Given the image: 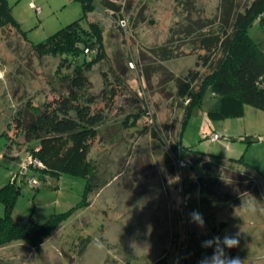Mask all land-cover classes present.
<instances>
[{
  "label": "rangeland",
  "instance_id": "obj_1",
  "mask_svg": "<svg viewBox=\"0 0 264 264\" xmlns=\"http://www.w3.org/2000/svg\"><path fill=\"white\" fill-rule=\"evenodd\" d=\"M7 1L25 37L15 29H0V187L7 183L20 185L11 212L19 222L31 216L41 224L51 214L70 213L37 250L19 240L0 247V264H177L184 241L190 246L187 264H193L200 252L213 249L202 247L203 241L226 234L239 239L237 247L225 248L228 256H238L244 264L264 261L245 260L247 253H264V110L246 104L239 116L211 119L207 111L218 109L220 99L207 93L201 104L192 105L181 127L182 109L174 107L172 101L176 93L174 83H161L163 76L158 72L146 79L142 71L144 64L155 61L148 55L149 48L165 44L171 29L175 27L176 31V22H187L181 3L116 0L127 21L123 28L116 23L118 14L114 16L105 10L100 0L94 1L95 10L87 17L102 29L105 56L86 71L87 92L96 96L99 103L102 88L109 90L115 84L120 92L89 152V160L95 163L100 176V187L87 196L90 205L81 208L84 177L62 173L58 178L50 176L40 188L33 187L21 175L25 151L6 148L8 137L18 143L22 140L11 126L14 113L25 108L27 102L39 105L65 93L72 65L59 55L38 58L30 46L77 19L81 5L74 0ZM194 4V20L213 19L218 13L219 0H194ZM34 6L40 10L36 11ZM247 32L264 51V23L253 22ZM181 45V56L164 62L177 75L195 67L197 53L202 52L189 41ZM117 77H122L124 83L116 85ZM134 116L137 118L132 123H125V119L131 122ZM206 120L211 124L207 134L217 133L218 140L205 137L202 128ZM152 128L161 135L169 133L172 139L179 130L181 144L185 146L222 159L242 156L248 164L230 166L224 162L226 169H230L218 175L219 189L233 196L242 191L233 180L239 176L235 171L248 174L256 184L239 198V207L231 212V224L226 230L218 229V220L224 219V210L228 213V209H220L212 219L214 213H210L222 204H196L194 188L187 192L194 207L189 206V215L181 216L184 208L180 177L165 169L164 146L159 137L151 135ZM258 135L262 139L253 141ZM250 203L255 206L254 212L249 211ZM194 210L203 215V228L191 221L190 213ZM3 211L0 201V214ZM88 236L89 242L80 252Z\"/></svg>",
  "mask_w": 264,
  "mask_h": 264
},
{
  "label": "trees",
  "instance_id": "obj_2",
  "mask_svg": "<svg viewBox=\"0 0 264 264\" xmlns=\"http://www.w3.org/2000/svg\"><path fill=\"white\" fill-rule=\"evenodd\" d=\"M74 1L81 5V15L43 41L30 46L31 52L38 58L44 55H59L63 61L72 65L73 73L66 77L68 83L65 93H60L39 105L27 102L25 108L14 113L11 126L22 140L18 143L10 136L6 148H20L26 155H31L41 163V166L28 164L21 174L24 175V181L25 177L27 181L30 177L40 182V185L33 187L40 188L50 176L58 178L62 173L84 177L86 185L80 207L85 208L90 205L87 196L97 191L101 183L95 163L89 160L91 143L98 134V128L106 121L108 111L113 109L114 98L120 91L115 84L109 90L102 88L98 95L102 100L100 103L96 96L87 92L89 81L85 73L105 56L102 29L87 17L95 10V0ZM177 1L185 10L184 19L187 22H176L177 29H171L165 44L149 48L148 55L156 62L152 60L153 62L144 64L142 71L146 79L158 72L163 76L161 83H174L176 93L172 101L174 107L182 109L181 127L186 122L192 105L201 104L207 93L220 99L218 109L207 111V116L211 119L239 116L243 114L246 104L264 110V51L247 32L253 22L264 23V0H250L244 5H241L239 0H219L218 13L209 20L191 18L192 9H196L194 0ZM7 2L0 0V29H15L21 31L25 37ZM100 4L114 16L119 15L117 22L126 19L121 15L116 0H100ZM196 11L199 12V9ZM84 20L86 24H83ZM184 41H189L193 48L202 52L197 53L195 67L177 75L168 70L164 62L181 56V44ZM117 78L116 85L124 83L122 77ZM136 118L137 116H134L131 122L126 119L124 121L129 124ZM149 131L163 143L165 169L169 174L176 173L180 177L182 193L187 195L186 204H182L185 216L189 215V206L194 207L190 201L191 194L188 196L187 193L190 192L189 188L196 190V204L209 207L213 203L235 206L241 201L243 193L256 187L248 174L235 171L239 176L233 180L241 185V193L233 196L230 192L219 189V173L230 169H226L224 162L230 166H248L242 156L222 159L216 155L198 152L181 144L179 130L174 136L175 139H172L169 133L158 134L154 128ZM5 133L8 136L7 131H4ZM179 162L184 164L179 165ZM182 168L186 171L184 174ZM19 186L7 183L0 187V201L4 206V211L0 214V247L19 240L37 250L61 225V221L70 211L51 214L41 224L36 223L31 216L25 222H19L11 214L15 199L20 193ZM220 226L224 227V223ZM88 239L89 236L81 245L80 252L84 251ZM189 247L188 242L181 244L177 264L189 262ZM213 250L200 252L193 264H198L201 256H209Z\"/></svg>",
  "mask_w": 264,
  "mask_h": 264
},
{
  "label": "clouds",
  "instance_id": "obj_3",
  "mask_svg": "<svg viewBox=\"0 0 264 264\" xmlns=\"http://www.w3.org/2000/svg\"><path fill=\"white\" fill-rule=\"evenodd\" d=\"M249 211H255V206L253 203L248 205ZM190 219L192 222L196 223L199 227L203 228L205 226V221L203 215L198 211H193L190 213ZM239 245V239L237 236L224 235L223 238L215 236L212 239L202 242V247L213 248V254L211 256H205L199 264H244L238 256L230 257L226 254L225 248L231 249Z\"/></svg>",
  "mask_w": 264,
  "mask_h": 264
},
{
  "label": "crops",
  "instance_id": "obj_4",
  "mask_svg": "<svg viewBox=\"0 0 264 264\" xmlns=\"http://www.w3.org/2000/svg\"><path fill=\"white\" fill-rule=\"evenodd\" d=\"M210 123V121L209 120H206V122L204 123L205 125H204V127L202 128V132L203 133H208L209 132V130H207V129H209L210 128V125L211 124H209ZM258 137V139H256L257 141H259L260 139H262V136L261 135H258L257 136ZM256 137V138H257ZM231 157V156H230ZM171 204V203H170ZM258 206H260V205H258ZM224 207H226V209H228L227 211H229L228 213L226 212V210H224L225 211V215L222 217V218H224V219H220V220H218L219 221V225H218V227H216V228H218V229H220L221 231H224V230H226L227 229V227H229L230 226V224H231V216H230V214H231V212L233 211V209L234 208H237V207H239L238 205H235V206H229V205H227V204H222V205H220L219 207H216L213 211H212V213H210V214H213L212 216V219L213 218H216L215 217V215H216V213H217V211H219L220 209H223ZM208 215V214H207ZM227 218H226V217ZM234 217H235V215H234ZM211 222V221H210ZM214 222V221H213ZM224 223V227H221L220 226V224L221 223ZM211 224H212V226H214V223H212L211 222ZM239 227V226H238ZM240 229V228H239ZM241 230V229H240ZM244 230V228L242 227V231ZM245 236H249V237H252L251 235H247V234H245ZM254 238V237H253ZM259 245V244H258ZM245 260H258L259 262L260 261H262V260H264V253H261V255H260V253L259 254H253V255H251V254H249V253H247V256L245 257ZM262 262H264V261H262ZM262 262H260L259 264H262Z\"/></svg>",
  "mask_w": 264,
  "mask_h": 264
},
{
  "label": "built area",
  "instance_id": "obj_5",
  "mask_svg": "<svg viewBox=\"0 0 264 264\" xmlns=\"http://www.w3.org/2000/svg\"><path fill=\"white\" fill-rule=\"evenodd\" d=\"M34 9L36 10V11H39L40 10V8L38 7V6H34ZM118 24H119V26H121V27H126V25H127V21H126V19H122V20H119L118 22H117ZM206 136L210 139V140H215V139H217L218 140V138H219V135L217 134V133H213V134H206ZM24 162V166H23V172H24V170H25V167L28 165V164H30V163H33V165L34 166H41V163L40 162H38V160L37 159H34L31 155H29V154H27L26 155V158H25V161H23ZM184 163L183 162H179V165H183ZM28 182L32 185V186H38V185H40V182H38L36 179H34V178H28ZM179 189H180V191H182V187H181V185L179 186ZM186 199H187V195H183V197H182V200H181V204H186ZM181 216L184 218V216H185V214H184V212H182L181 211ZM185 250H186V245H185ZM213 254V252H211V254L209 255V256H211ZM205 256H201L200 257V260L198 261V264H199V262L204 258Z\"/></svg>",
  "mask_w": 264,
  "mask_h": 264
},
{
  "label": "water",
  "instance_id": "obj_6",
  "mask_svg": "<svg viewBox=\"0 0 264 264\" xmlns=\"http://www.w3.org/2000/svg\"><path fill=\"white\" fill-rule=\"evenodd\" d=\"M256 139H258V138L253 139V141H255Z\"/></svg>",
  "mask_w": 264,
  "mask_h": 264
}]
</instances>
